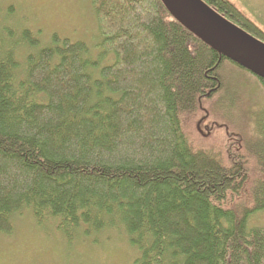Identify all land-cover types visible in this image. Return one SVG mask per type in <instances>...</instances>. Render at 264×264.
<instances>
[{"label":"trees","instance_id":"1","mask_svg":"<svg viewBox=\"0 0 264 264\" xmlns=\"http://www.w3.org/2000/svg\"><path fill=\"white\" fill-rule=\"evenodd\" d=\"M202 1L264 42L231 1ZM89 2L94 53L56 32L43 44L40 31L0 25V235L28 211L67 242L121 231L132 264H264V227L251 222L264 211V107L250 121L207 108L208 120L202 105L228 101L246 74L263 91L264 80L160 0ZM225 65L241 76L224 78ZM200 119L223 127L222 145L198 143L189 128Z\"/></svg>","mask_w":264,"mask_h":264},{"label":"rangeland","instance_id":"2","mask_svg":"<svg viewBox=\"0 0 264 264\" xmlns=\"http://www.w3.org/2000/svg\"><path fill=\"white\" fill-rule=\"evenodd\" d=\"M229 1L264 30V0ZM10 7L13 9L12 15L8 12ZM0 25L40 31L43 44L49 41L54 32L72 41L85 42L91 51L95 50L94 45L98 40L96 20L89 0H0ZM223 70V77H227L230 82L236 79L228 74L240 75L238 70H233L230 65H225ZM240 78L239 85L229 84L225 91L223 96L227 97L228 101L219 104L215 102L212 105L211 102L202 103L209 114L208 120L211 116L207 108H213V112L219 115L221 111H225L224 115L229 116L232 106L242 114L238 115V118L249 112L252 116L246 117L248 121L262 114L257 112L258 108L264 107L263 88L250 74ZM219 118L217 116L215 123L226 124ZM208 120H197L189 130H192V135L197 137L199 144L211 142L213 145H222L226 140L221 134L223 127L212 129ZM240 121L244 122L242 119ZM255 124L257 127L256 122ZM234 125L243 127L240 129L247 136L254 133L250 126H239L235 121ZM251 222L253 225L264 227V211L255 215ZM34 223L28 211L14 217L13 232L10 235H0V264H132L136 255L121 231L108 230L94 237L78 233L67 242L53 223L48 222L43 227Z\"/></svg>","mask_w":264,"mask_h":264},{"label":"water","instance_id":"3","mask_svg":"<svg viewBox=\"0 0 264 264\" xmlns=\"http://www.w3.org/2000/svg\"><path fill=\"white\" fill-rule=\"evenodd\" d=\"M169 15L202 43L264 80V42L202 0H160Z\"/></svg>","mask_w":264,"mask_h":264}]
</instances>
